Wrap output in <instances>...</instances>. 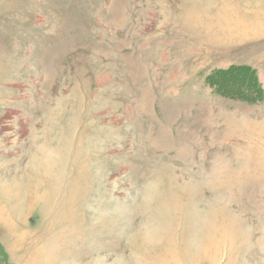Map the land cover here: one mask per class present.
<instances>
[{"label":"rangeland","instance_id":"374dc122","mask_svg":"<svg viewBox=\"0 0 264 264\" xmlns=\"http://www.w3.org/2000/svg\"><path fill=\"white\" fill-rule=\"evenodd\" d=\"M0 264H264V0H0Z\"/></svg>","mask_w":264,"mask_h":264},{"label":"trees","instance_id":"16d2710c","mask_svg":"<svg viewBox=\"0 0 264 264\" xmlns=\"http://www.w3.org/2000/svg\"><path fill=\"white\" fill-rule=\"evenodd\" d=\"M240 69H244L242 76L244 77V79H247L246 82L243 84L247 85L248 87H251L253 85L258 86L259 91L262 94V89L260 88V86L258 84V76L256 75V72L254 70H252L250 67L232 65L226 69H216L209 76L208 81L212 84L213 87L217 86V92L220 93L221 95H230L231 91H228V86L226 85V83L230 82L232 85H239V81L237 80L238 77L233 75V72H238V70H240ZM230 75L233 77L229 78L228 76H230ZM245 75H246V77H245ZM220 79L224 80L225 83H221L220 81L218 82V80H220ZM235 96L236 97H242L240 94H236ZM257 98H261L260 100H262L263 94H262V96H256V97L249 95L245 99H248L250 102H256Z\"/></svg>","mask_w":264,"mask_h":264},{"label":"bare ground","instance_id":"6f19581e","mask_svg":"<svg viewBox=\"0 0 264 264\" xmlns=\"http://www.w3.org/2000/svg\"><path fill=\"white\" fill-rule=\"evenodd\" d=\"M35 188V187H34ZM38 187H36V189H37ZM19 212V211H18Z\"/></svg>","mask_w":264,"mask_h":264}]
</instances>
